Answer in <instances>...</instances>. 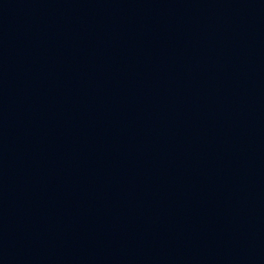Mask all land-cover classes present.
Returning <instances> with one entry per match:
<instances>
[{"label":"water","instance_id":"water-1","mask_svg":"<svg viewBox=\"0 0 264 264\" xmlns=\"http://www.w3.org/2000/svg\"><path fill=\"white\" fill-rule=\"evenodd\" d=\"M0 264H264V0H0Z\"/></svg>","mask_w":264,"mask_h":264}]
</instances>
